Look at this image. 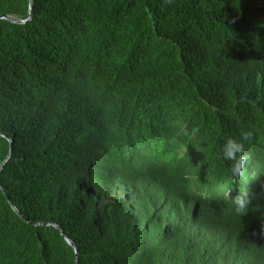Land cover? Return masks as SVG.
Instances as JSON below:
<instances>
[{
  "label": "trees",
  "instance_id": "16d2710c",
  "mask_svg": "<svg viewBox=\"0 0 264 264\" xmlns=\"http://www.w3.org/2000/svg\"><path fill=\"white\" fill-rule=\"evenodd\" d=\"M6 16L0 264H264V0H0ZM241 131L234 181L219 147ZM242 187L244 216L223 194Z\"/></svg>",
  "mask_w": 264,
  "mask_h": 264
},
{
  "label": "clouds",
  "instance_id": "9594fccd",
  "mask_svg": "<svg viewBox=\"0 0 264 264\" xmlns=\"http://www.w3.org/2000/svg\"><path fill=\"white\" fill-rule=\"evenodd\" d=\"M253 134L250 131H241L240 137L226 138L219 147V158L224 161L227 172L231 178L241 180L248 175V167L250 155L247 153V145L252 141ZM231 190L225 191L223 194L231 199L234 212L237 215L244 216L250 210L252 197L247 188H239L238 194L231 197Z\"/></svg>",
  "mask_w": 264,
  "mask_h": 264
},
{
  "label": "water",
  "instance_id": "95a60500",
  "mask_svg": "<svg viewBox=\"0 0 264 264\" xmlns=\"http://www.w3.org/2000/svg\"><path fill=\"white\" fill-rule=\"evenodd\" d=\"M33 15V9H32V11H31V16ZM2 19H6V20H9V21H14L11 17H8V16H6V17H4V18H0V22H1V20ZM31 19H32V17H31ZM30 19V20H31ZM1 170H2V167H1ZM1 185V184H0ZM6 196H7V198H8V200H9V202H10V204L12 205V202H11V200H10V198H9V196H8V194H6ZM63 235H64V233H63ZM68 241V243L70 244V245H72L74 248H75V245L68 239L67 240ZM78 255V254H77Z\"/></svg>",
  "mask_w": 264,
  "mask_h": 264
}]
</instances>
